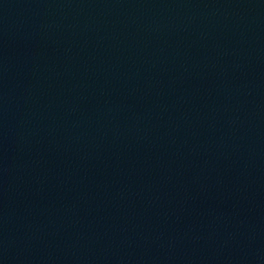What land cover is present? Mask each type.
I'll list each match as a JSON object with an SVG mask.
<instances>
[{
    "label": "water",
    "instance_id": "1",
    "mask_svg": "<svg viewBox=\"0 0 264 264\" xmlns=\"http://www.w3.org/2000/svg\"><path fill=\"white\" fill-rule=\"evenodd\" d=\"M0 264H264V0H0Z\"/></svg>",
    "mask_w": 264,
    "mask_h": 264
}]
</instances>
